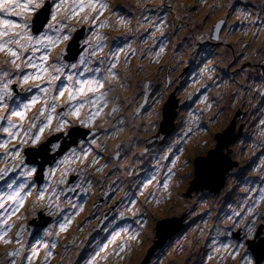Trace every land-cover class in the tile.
Here are the masks:
<instances>
[{"label": "snow or ice", "instance_id": "snow-or-ice-1", "mask_svg": "<svg viewBox=\"0 0 264 264\" xmlns=\"http://www.w3.org/2000/svg\"><path fill=\"white\" fill-rule=\"evenodd\" d=\"M238 4L240 0H229L227 5L209 6L211 14L220 7L228 8L224 17L213 26V31L217 34L216 39H219V33L224 28L231 27L235 31L238 25L245 34L247 31H252L253 40L264 31V0H244L241 7H238ZM175 8L174 3L166 5L163 0L154 7H149L147 0H136L134 9L131 5H112L111 0H0V165H2L0 166V242L13 245L0 253V264H18V261L19 264H35L41 248L45 250L41 264H50V258L56 255L54 249L59 243L58 237L83 210V203L90 194L88 189L93 186L92 174L103 173L109 163H112L111 170L102 175L96 183L102 185L113 174L121 173V175L111 180L108 184L111 194L106 192L104 196L111 200L116 192L124 189L125 177L130 181L128 186L135 185L139 194L138 196L133 194L135 198H130L126 192L125 196L116 201L109 208V211L114 210L117 213L112 221L117 218L123 219L126 213H131L136 227L133 231V225L126 224L118 231H113L107 243L100 242L96 245L86 264H98L97 258L105 262L111 257L123 258L121 254L126 253L128 240L116 245L111 252L108 251L109 245L114 244L121 233L126 234L131 240H140L149 219L153 218L148 205L155 198V192L149 191L145 195V191L154 184L157 189L161 186L165 190L169 188V180L174 175L179 160V155L173 158V153L180 151L175 146L183 144L194 132L201 130L199 116L185 121V127L181 132L183 138L178 136L176 140L166 141L160 138L162 146L158 155L151 157L155 161L154 170L143 179L137 170L140 166L138 161L142 163L143 157L149 156L148 147L140 153L133 154L131 161L124 166L120 165V161L127 158L132 151L131 141L127 150L121 143L116 145L113 153L107 156L103 153L107 151L106 141L109 136L125 127V116H118V113L126 114L125 105L130 104L131 99H134V97L121 99L120 96V89L129 86L130 74L127 65L136 52L131 41L137 34L142 43L157 40L155 35L149 34L154 31H160L163 36V28L167 26L166 16L162 21L159 13L169 14ZM197 10L194 5L186 9L188 12ZM106 11H109L110 15L101 19ZM134 14H138V17L135 28H132L130 25ZM234 14L237 17L236 21L229 25L228 20ZM182 19L183 17L179 15L174 16L176 21ZM78 24L87 25L89 35L83 40L76 55L69 60L66 53L75 41ZM145 24L149 27L140 33V28ZM117 26L127 27L128 33L133 35L129 36L125 33L124 39L117 36L112 37L110 41L107 34L101 31ZM173 28L175 31L179 30L175 24ZM202 38L194 37V39ZM158 47L162 53L163 45ZM250 47L251 43H245L240 55L243 56ZM57 48L59 51L53 55ZM106 48L107 52L104 51ZM152 50V48L144 49V53L147 54ZM259 51H264V48ZM259 51L253 54L254 58L258 57ZM121 54H124L123 69L118 67ZM249 67L252 71L258 67L260 72L257 76H252L250 73H245L242 66L239 72L245 73L244 83L239 88L247 85L248 92L255 90L256 95L264 99V60H259L258 64H250ZM140 70L138 66L136 71ZM214 70V66L212 68L206 66L202 71L209 73V80H214L211 75ZM249 80L252 84H248ZM210 86L204 87L207 89ZM147 87L145 85V88ZM208 100L207 96L203 97L210 110L211 103ZM110 103L113 105L112 108L105 112ZM137 114V110L133 109V119ZM98 119L113 121L112 126L105 128L103 124L97 125ZM211 119L210 117L209 122ZM76 127L86 129L87 132L82 133L78 140L74 139L71 147L65 148L60 136H57L59 143L52 141L45 143L52 133L61 134L65 138L72 136V129ZM260 127L264 129V121H261ZM101 136H104V141L100 140ZM39 148H44L60 157L56 160L55 167H49L46 174L42 166L28 159L29 149ZM89 156H91L90 161ZM224 159L220 155L219 148L216 151H209L207 157L197 159V168L205 178V186L227 171L223 168ZM101 160L104 161L103 164L100 163ZM188 163L189 161L185 160L180 167H187ZM162 167L167 169L163 181L158 179ZM89 169L92 173L85 175ZM56 172H59L60 176L58 179H53ZM70 172H76V179L71 184L67 179ZM259 172L264 174V166L259 168ZM38 173L45 174L48 179V183L43 187L34 179ZM232 190L234 189L229 191ZM78 191L83 195V200L77 195ZM250 192H253L251 187L246 189L244 200L232 209L231 215L226 217V220L231 221L230 224H224L223 227H221L223 221L214 224L212 231L215 235L211 233L209 235L207 251L201 259V264H207L208 261L227 264L229 260L236 261V264H264V239H261L264 237V208H262L264 186L257 190L256 195L249 197ZM33 193H35L33 210L40 206L39 202H44L43 206L50 210V215H63L60 197L64 196V202L71 204L73 212L63 215L62 221L53 228L44 229L42 236L25 239L26 225H21L12 234V229L16 228L12 217L22 219L18 213ZM227 194L226 192L225 195ZM73 195L76 196L75 202L72 200ZM218 195L219 192L216 193V196ZM139 196H144V200H139ZM216 196L212 199L215 200ZM126 199L127 204H125ZM211 211L212 206L209 204L207 213L209 216ZM91 218L95 217H90L89 220ZM257 240L259 243H255ZM70 247L71 244H65L64 251L67 252ZM168 247H171V244ZM60 264H63V261Z\"/></svg>", "mask_w": 264, "mask_h": 264}, {"label": "flooded vegetation", "instance_id": "flooded-vegetation-1", "mask_svg": "<svg viewBox=\"0 0 264 264\" xmlns=\"http://www.w3.org/2000/svg\"><path fill=\"white\" fill-rule=\"evenodd\" d=\"M219 11H221L220 8ZM216 23V21L211 20L210 23L206 24V27L201 28V30L192 27L191 25L184 24V26H181V31L183 32L181 35L183 37L179 40V42H181L185 46L198 45L200 47H204L209 45L210 43H213L214 39H216V33L213 31V26ZM233 23L235 22H230L228 24L232 25ZM237 27L240 26L238 25ZM230 28L231 27H227L224 34V39L229 36ZM231 35L233 44L229 45L233 47L234 51L226 58L221 59V65L218 69L214 65L215 70L211 73V75L215 78L214 80L208 79V72H205L204 74V71H202L201 74L196 72L191 64L182 65L181 70L178 71L179 68L174 63L165 64L164 55L160 53V51H158L159 54L156 53L152 55L145 54L144 52L139 53L138 57L135 58L133 62L130 61L128 64V66L131 67L130 71H132V69L134 68L137 69L138 66L141 69L140 71L135 72V80L132 83H129V86L126 88L127 92L134 91L131 97H134V99H131L130 104L127 105V113L122 114L126 118L125 126L128 131L123 132L122 129L116 134L118 136L114 138L113 142L107 141V143L112 145L110 148L115 151L116 145L121 143L127 144L131 140V134L134 133L136 136H141L143 148L148 147L151 151V148L162 146V139L160 138H164L165 141L168 139L176 140L178 136L183 138L181 136V132L185 127V123L180 126L181 119H183L184 122L189 119H196L197 116H199V122L204 118H206V121H209L210 117L212 118L211 120L217 119L220 125L219 128L214 131V138L216 135V139L213 138L205 151L199 153V157H207L208 152L216 150L220 142H222L223 145H226V147H223L221 155L225 158L223 161V168H227V171H225L222 175L223 178L220 184V189L219 191H217L219 192L218 196L220 197L222 206L226 204L234 205L243 201L244 193L249 187L253 189V192L248 193V196L251 197L258 194H255L254 192L264 186V184H262V182H264V174H261L259 172V168L264 166V135L259 136L258 134H254L257 130V127L258 130L264 131V129H261L260 127L261 121L264 120H259L257 122L255 120V118H257V115L255 114V108L257 105V95L255 93V90L253 92H248L247 85H245L243 88H239V86L244 83L243 77L245 73H250L252 76L258 75L256 71H252L249 65L258 64L259 60H264V54L259 53L257 58L253 57L254 53L259 51V49L264 48V31H262L260 36L254 40L252 38V31H247V34H245L244 30H239L237 32L236 29V33L234 34L232 32ZM185 37L187 38L184 39ZM194 37L203 38L194 39ZM174 38L177 37L169 38V42H171ZM236 41H239V43H237ZM235 42L236 44H234ZM244 42L251 43V47L247 49L243 56H241V53L239 51L242 50V44ZM73 43L76 45V47H69L70 50H67L66 53L69 60L74 57V54L79 51L81 46L80 41L75 40ZM147 46L148 44L144 43V47L146 48ZM56 51H59V49H56L54 52ZM141 57L143 58L141 59ZM245 57H247V59H245ZM147 62H149V64H147ZM153 63L157 69L156 84L159 90V94L157 97H154L153 82L151 78L147 77V74L145 72L146 68L150 67ZM205 66L206 65H204V68ZM242 66L245 69V73L239 72V69ZM191 68H193L194 71H192ZM203 78L205 82L198 84L199 81ZM169 81H171V83H169ZM248 84H252V81L249 80ZM145 85H147L148 87L145 88ZM205 85L211 86L205 89ZM172 93H174V97H176V99L178 100V102L173 100L174 109L176 108V106H178V109L176 110L178 111V115L177 117H175L172 123L167 122L164 124V104L167 100L171 99L170 95ZM205 96L209 98L208 102L211 103L210 110L207 107L206 102L203 101V97ZM253 96H255V99H253ZM123 98H125L124 95ZM156 100L160 110V115L156 120H154L152 130L147 133L146 127L156 116ZM133 109H136L138 112L135 119H133L132 117ZM174 109H172V112H174ZM146 115L148 116L146 117ZM96 123L97 125L103 124L104 127H111L113 121H111L110 123V121H99L98 119ZM146 123H148V125H146ZM210 124L212 123L208 122V125ZM204 125L206 126V124ZM162 126H164V130L161 131ZM192 126L195 127L194 125ZM85 132H87L86 129L77 127L72 131V134L80 136ZM54 134L55 133H52L51 135ZM195 134L196 132H194L191 137L185 140V142L192 140ZM243 139L245 140L243 141ZM229 141L232 142L229 143ZM55 142L59 143L60 141L56 140ZM203 142L205 144V140ZM209 142L210 140H207V144ZM64 147L68 148L71 146L65 143ZM182 149L185 151H189V157H191L190 152L193 154L196 153L193 155L194 163L192 162L191 166L193 167L194 177L190 180V183L185 192L186 195L192 196L194 195V191L200 192L202 190L210 195H216L217 192L210 191L207 188L196 189L191 187V181H193L196 177V156L198 154L196 151L199 150L200 152V148H195L193 145H190L188 143L183 146ZM134 152L140 153L138 147H133L132 151L129 153V156H131ZM38 153L42 158H34L33 160L37 165L42 163V161L44 162V164L47 163L43 166L45 174L47 173L49 167H55L56 160L60 159L59 156H56L54 158L51 157V153L53 152L47 151L44 148H41ZM88 159L90 161L91 156H89ZM90 173H92L91 169H89L88 173H86L85 175H88ZM45 174L38 173L34 177V179L37 181V184L41 187L48 183V179ZM186 174L187 169L185 176ZM59 176L60 173L56 172L53 179H58ZM67 179L71 184L76 179V172H70ZM111 180H113L112 177L107 181H104L102 185L99 184L97 188H95L94 186L92 188L93 191L88 190L90 194L87 195L86 202L83 203V206L89 203L94 210L100 209L99 216L96 219L95 228V231H97L98 233L104 231L105 229H108V227H106L107 224L112 220L114 216L117 215L114 210L109 211V208H111L116 203V201L120 200L123 194V192L119 191L115 193V196L111 200L104 196V193L106 192L111 194V190L108 188V184L111 182ZM176 185L177 183L174 184L173 188ZM61 187H64V185H61ZM85 187H87V185H85ZM190 187L191 189H189ZM230 189L234 190L229 191ZM175 192V196H178V190L175 189ZM226 192L228 193L227 195H225ZM77 195H80L79 191ZM203 198L204 197H201L200 200H203ZM64 199V196L60 197V200L62 202L61 209H63V215H67L73 208L70 203L64 202ZM80 199H84L83 195H80ZM34 200L35 193H33V195L27 199L25 206L20 211V213H24V217H22V219H17L15 216L12 217L16 224V228L13 229L12 234H14L21 225H26L27 227L24 233V238L31 239L33 229L42 228L43 230V228L47 227L49 224H52V226L57 225L58 222L62 220L63 215H50V210L43 206L44 202H39L40 206L33 210L32 203ZM72 200L73 202H75V195L72 196ZM262 208H264V204H262ZM33 212L35 214H33ZM20 213H18V215H21ZM27 213L29 217H25ZM104 213H107L109 216L107 218L103 217ZM126 215L127 216H125L123 219H126L128 217L132 218V216H130V213H126ZM79 216L80 215L78 214L75 217ZM185 219L186 217H184L183 219L182 228L179 231L175 232V234L184 230L186 226ZM69 235H71L72 239L69 238ZM75 236L76 233L74 231H70L68 227L66 232L62 235L63 240L60 247L64 248L65 244H71L69 240H73ZM261 239H264V237H261ZM155 240L156 237L154 236L149 247L154 243ZM168 240L169 239H167L166 241ZM207 240L208 239H205L203 237L202 243L204 244L205 242H207ZM255 243H259V240H257ZM78 244H81V239L78 241ZM163 246L164 245H160L159 249H161ZM10 247L11 246H9L8 248ZM148 248L139 261L129 264H141L147 255ZM203 250L205 253V247H203ZM98 264L100 263L98 262ZM173 264H176V262H173Z\"/></svg>", "mask_w": 264, "mask_h": 264}, {"label": "rangeland", "instance_id": "rangeland-1", "mask_svg": "<svg viewBox=\"0 0 264 264\" xmlns=\"http://www.w3.org/2000/svg\"><path fill=\"white\" fill-rule=\"evenodd\" d=\"M163 2L167 4L174 3L176 5L175 10L172 13L166 14L164 12H160L159 15L161 17V20L163 21L166 16V24L167 26L163 28V36L161 35L160 31H154L153 33H149L150 35H155L158 39L157 40H148L147 44L148 46L145 48L144 43H142L139 39V35H136V38L131 41L133 47L136 49L135 55L131 56L130 61L133 62L135 58L138 57L139 53H143L144 49L152 48L153 50L147 53L148 55L159 53L160 51L158 45H163L164 51L162 54L164 57H175L177 59L176 66L179 68L178 71L181 70L182 65L188 64L192 65L196 72L201 74L202 70L204 69V65H206L209 68H212L214 65L218 69L221 65V59L226 58L228 55L232 54L234 49L229 44L232 43V32L235 34L236 30L233 31L231 28L229 30L230 34L229 36L224 39V34L227 28H224L222 32L219 33V39H214L213 43H210L207 46L201 47L198 53H196V47L194 46H185L180 45L179 40L183 37L181 34L183 33L181 31V25L187 24L191 25L192 27H195L197 29L206 27L205 25L210 23L211 20L216 21L217 23L220 21L221 18L224 17L225 13L228 11L227 7H220L221 11H216L214 14H211L210 7L213 4L216 5H227L229 3V0H163ZM244 0H240V4H238V7L243 6ZM112 5H131L133 9L135 8L136 0H111ZM149 7H154L156 5H159L162 3V0H147ZM195 6L198 10L188 12L186 9L189 6ZM109 11H106L104 13V16L101 17L103 19L106 16H109ZM179 15L183 17L182 20L176 21L174 20V16ZM138 17V14H134L132 18V23L130 27L135 28L136 26V18ZM210 17V18H209ZM236 15L234 14L231 19L228 20V23L235 22L236 21ZM114 20V17H112ZM155 19V17H153ZM176 25V27L179 29L178 31H175L173 28V25ZM86 27V32L83 36H79L80 43L82 44L83 40L89 35L88 33V26L87 25H77V29H82L83 27ZM149 25L145 24L142 28H140V33H143L146 28H148ZM243 29L240 27H237V32ZM107 34L109 37V40L111 41L112 37H121L122 39L125 38V33H128V28L124 26H117L115 28H109V29H103L101 30ZM129 36L133 35L132 33H128ZM217 35V34H216ZM215 35V36H216ZM214 36V37H215ZM264 36V35H263ZM171 37H177L174 38L171 42H169V38ZM244 38V37H243ZM237 42V41H236ZM236 42L234 44H236ZM245 44V42L242 44V46ZM72 46H76L75 44H71ZM63 47V45H61ZM260 48V47H259ZM59 49V48H57ZM261 50V49H259ZM105 52L108 51V49H104ZM239 51V50H238ZM241 53V51H239ZM260 54H264V51H259ZM53 55H55V52H53ZM124 54H121V60L119 68L123 69L125 67L124 65ZM241 59V58H240ZM246 62V61H244ZM149 64V62H147ZM205 66V67H206ZM128 72L130 74V80L129 83H132L136 78V68L132 69L130 71L131 67L127 65ZM192 71L193 68H191ZM259 68H256L255 71L259 74ZM147 77L151 78L154 88V97H157L159 94V90L157 88V69L154 65V63L147 67L145 70ZM206 71L203 72V74ZM152 76V77H151ZM204 78L199 81L198 84L204 83ZM189 85V84H188ZM134 91L127 92L126 89H120V96L121 99L124 97L131 98ZM170 98L172 96L170 95ZM176 100V97H174ZM257 105L255 108V114L257 115L255 118L256 122L259 120H264V99L261 98L260 95H257L256 97ZM168 101V100H167ZM165 102V104L167 103ZM164 104V105H165ZM112 104L110 103L108 105V108L105 109V112L109 111L112 108ZM254 106V105H253ZM252 106V108H253ZM128 106L125 105V108ZM251 108V110H252ZM178 106L174 109L177 110ZM156 116L152 119V121L149 123H146L148 125L146 128V132L149 133L152 130V125L154 123V120H156L160 115V110L157 105L156 100ZM124 112H121L118 114L122 115ZM178 115V111L176 112V116ZM148 115H146L147 117ZM99 121H102L99 119ZM126 121V118H125ZM209 121H206V118L202 119L199 124L201 126V130L199 132H196L194 138L190 141H187L183 144L176 145L180 151L173 153V158H175V155H179V160L177 161V167L174 170V175L169 180V188L163 189L161 186L159 189L155 187V184L153 186H150L147 191H145V195L148 194L149 191L155 192V198L153 199L152 203L148 205V209L152 214V219H149L147 226L143 230V233L140 237V240H131L127 237L126 234L121 233L119 237H117L114 244H110L108 251L111 252L112 249L121 243L124 242V240H128V247L126 249V253L121 254L123 258L120 257H111L107 262L98 259V262L100 264H129V263H135L139 261L144 253L146 252L149 245L152 243V239L154 236L156 237V240L159 238V232L157 233V228L155 232V226L159 220H168L169 218H179L180 216L186 217V226L183 231L177 233L170 238L169 240L163 243L164 245L161 249L159 247L155 250V252L151 255L149 263L148 264H173V262H177L176 264H201L197 263L198 257L197 255H202V247L201 242L203 240V233L206 231L208 234V237L210 233L212 235H215V233L212 231L213 226L215 223L223 221L221 224V227L224 226V224H230L231 221L226 220V217L228 215H231L232 209L236 207L237 204H221V200L219 196L216 195H210L205 191H194V195L187 196L186 190L190 183V180L193 179V167L192 162L194 163V157L193 155L196 153H191L189 157V151H185L182 149L183 146L186 144L193 145L195 148L199 147V150L196 152L198 153L196 156V160L199 159L202 151H205V149L208 147V145L211 143V141L214 138V131L219 128V121L217 119L211 120L210 125H208ZM111 123V121H110ZM185 122L183 119H181L180 126L184 124ZM206 124V126L204 125ZM108 125V124H107ZM105 125V126H107ZM185 125V124H184ZM108 128V127H105ZM126 126L123 128V132H127ZM137 132V131H135ZM117 134V133H116ZM112 135L109 136L107 139L108 142H113L114 138H116L118 135ZM254 134H258L259 136L264 135V131L257 130ZM131 143H132V149L133 147H138L139 152L143 151V145L141 141L140 135H135L134 133L131 134ZM216 139V135L215 138ZM101 141H104V136L100 137ZM205 140V144L204 141ZM207 140H210V142L207 144ZM107 151L103 153L104 156H107L109 153H113L114 151L110 148L112 145L107 143ZM129 141V142H130ZM129 142L125 145V150H127V146ZM207 144V145H206ZM161 147H155L151 148L152 150L149 152V154H155L158 155V151ZM150 149V148H149ZM133 154H137L134 152ZM132 154V155H133ZM131 156H128L125 159H122L120 161V165L124 166L127 165L131 161ZM153 155L145 156L143 157V162L141 163L138 161V164L140 166L138 167V173L141 176V179H143L149 172L153 171V164L155 163L154 160L151 159ZM149 158V159H148ZM188 160L189 163L187 167L181 168L180 165L185 161ZM101 164L104 163L103 160L100 161ZM115 163V161H113ZM167 163V162H166ZM170 165V163H169ZM112 168V163H109L108 167L104 169L103 173H94L92 175V181L93 186L89 188V191H93V187L97 188L99 184L96 183L97 180L100 179V177L104 174H107ZM187 169V174L186 169ZM167 169L162 167L161 171L158 175V179L163 181L165 178ZM191 173V174H189ZM117 175H121V173H115L109 178L115 179ZM107 181V180H105ZM130 181L125 177V187L120 192H123L122 197L125 196V193H128V196L130 198H135L133 194L138 196L139 194L136 192L135 185H131L129 187ZM177 183V185L173 188L174 184ZM175 189L178 190V196H175L176 192ZM119 192V191H118ZM117 193V192H116ZM255 194L257 191L254 192ZM213 196H216L215 200L212 199ZM201 197H204L203 200H200ZM139 200L143 201L144 196H139ZM203 201V202H201ZM125 204H127V199L125 200ZM211 204L212 211L211 215L209 216L208 213V206ZM131 205H129L130 207ZM123 207V205L121 206ZM22 210V209H21ZM73 209L69 212L72 213ZM100 209L94 210L93 207L87 203L85 206H83V210L79 212V217H74L73 223L69 226L70 231H74L76 233V236L73 238V240H69L71 242L70 249L65 252L64 248H61V242L63 240L62 235L66 232H63L58 237L59 243L54 249V252L56 255L50 258V264H60L61 261H63V264H86V261L89 259V257L92 255L96 245L100 242L107 243L112 236L113 231H118L119 228L125 226L126 224H132L133 225V231L135 230V223L132 218H126V219H120L117 218L116 220L109 222L106 227L108 229H105L104 231L98 233L95 231L96 228V219L99 216ZM187 213V214H186ZM191 213V215H190ZM20 217H24V213H20ZM131 214V213H130ZM127 216V215H125ZM131 216V215H130ZM25 217H29L28 213L25 215ZM90 217H95L91 218ZM63 219V218H62ZM14 221V219L12 218ZM62 221V220H61ZM87 221V222H86ZM206 221V223H205ZM56 226V225H53ZM52 224H49L47 227L43 228H53ZM80 226H82V230H80ZM170 229L169 227L166 228V230ZM201 229L203 231H201ZM42 228H36L32 230V236L31 239H34L37 236H42L43 234ZM13 231V229H12ZM69 238L72 239L71 235H69ZM81 239V244H78V241ZM97 240V241H96ZM209 240V238H208ZM207 240V242H208ZM206 242V243H207ZM171 244V247H168V245ZM9 246L13 247V245H5L2 242H0V253H2L6 248ZM151 247V246H150ZM149 247V248H150ZM148 248V250H149ZM207 247L205 246V249ZM45 254V250L43 248L40 249L39 257L36 259L35 264H41L43 261ZM163 254V255H162ZM103 253H101V256ZM162 257V259H161ZM202 257L199 259L198 262H201ZM238 259V258H237ZM19 264V261H18ZM207 264H215V261H208ZM227 264H236V261L229 260L227 261Z\"/></svg>", "mask_w": 264, "mask_h": 264}, {"label": "water", "instance_id": "water-1", "mask_svg": "<svg viewBox=\"0 0 264 264\" xmlns=\"http://www.w3.org/2000/svg\"><path fill=\"white\" fill-rule=\"evenodd\" d=\"M86 32V27L84 26L82 29H79L75 35V40L78 41L79 40V36H83ZM68 50H70L68 48ZM172 98L170 100L167 101L166 105L165 106V111L163 112V116H164V121L163 123H172L173 120L175 119V116H176V110L174 112H172V109H174V93L171 94ZM175 101L178 102V100L176 99ZM166 111H167V114H166ZM77 128V127H76ZM74 128V129H76ZM72 129V131L74 130ZM164 130V126H162V129L161 131ZM57 136H60V140L63 141V144L67 143L69 146H72L73 145V140L74 139H79V137L81 136H77V135H73L70 136V137H67L65 138L63 135L61 134H57L55 133L54 135H51L49 137H47V140L45 141V143H47L48 141H52V142H55L57 140ZM50 146V145H49ZM224 145L222 142H220V144L218 145L217 148L220 149V155H221V151L223 149ZM41 148L39 149H29V156H28V159L29 161H32L34 158H42L41 155L38 153V151L40 150ZM216 151V150H214ZM38 153V154H37ZM57 155H55L54 153H51V157H56ZM222 157V155H221ZM205 157H201L199 159H203ZM197 161V160H196ZM47 164V163H45ZM44 162L42 161V163H40L39 165L40 166H44L45 165ZM224 169H227V168H224ZM196 177L193 181H191V184L193 188H207L209 189L210 191H219L220 189V184L222 182V176H218L214 182H212L211 184H208V186H205V178L204 176L200 173V171L198 170L197 168V164H196ZM224 174V172H223ZM222 174V175H223ZM191 187L189 189H191ZM98 205V204H97ZM109 215L107 213H104L103 217H108ZM183 216H180L179 218H169L168 220H159L156 224V228H157V233L159 234V238L157 240L154 241V243L151 245V247L149 248L148 252H147V255L145 257V259L142 261L141 264H148L149 263V260H150V257L151 255L155 252V250L160 246L162 245L168 238H170L172 236V234L177 231H179L181 228H182V224H183ZM170 228L168 230H166V228Z\"/></svg>", "mask_w": 264, "mask_h": 264}, {"label": "bare ground", "instance_id": "bare-ground-1", "mask_svg": "<svg viewBox=\"0 0 264 264\" xmlns=\"http://www.w3.org/2000/svg\"><path fill=\"white\" fill-rule=\"evenodd\" d=\"M164 61H165V64H168V63H174V64H176V62H177V59L175 58V57H170V58H168V57H164ZM166 114H167V111H166ZM245 139H243V141H244ZM150 155H155V154H149V156ZM148 156V157H149ZM149 159V158H148ZM169 166H171V165H169ZM203 236H204V238L205 239H208L209 237H208V234H207V232L205 231L203 234H202ZM201 244V247H202V255H197V257H198V260H197V263H201V262H198L199 261V259L202 257L203 258V254H204V250H203V247H205L206 246V242L203 244L202 242L200 243ZM205 251H207V248L205 249Z\"/></svg>", "mask_w": 264, "mask_h": 264}, {"label": "trees", "instance_id": "trees-1", "mask_svg": "<svg viewBox=\"0 0 264 264\" xmlns=\"http://www.w3.org/2000/svg\"><path fill=\"white\" fill-rule=\"evenodd\" d=\"M180 43V45H183L181 42H179ZM194 47H196V53H198V51L200 50V46H198V45H196V46H194ZM177 263V262H176Z\"/></svg>", "mask_w": 264, "mask_h": 264}, {"label": "clouds", "instance_id": "clouds-1", "mask_svg": "<svg viewBox=\"0 0 264 264\" xmlns=\"http://www.w3.org/2000/svg\"><path fill=\"white\" fill-rule=\"evenodd\" d=\"M74 44V43H73ZM69 47H76V46H72V45H70Z\"/></svg>", "mask_w": 264, "mask_h": 264}]
</instances>
